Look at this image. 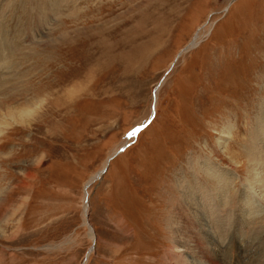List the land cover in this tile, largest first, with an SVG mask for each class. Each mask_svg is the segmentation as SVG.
I'll return each mask as SVG.
<instances>
[{
  "label": "rangeland",
  "instance_id": "1",
  "mask_svg": "<svg viewBox=\"0 0 264 264\" xmlns=\"http://www.w3.org/2000/svg\"><path fill=\"white\" fill-rule=\"evenodd\" d=\"M0 120V264H264V0H0Z\"/></svg>",
  "mask_w": 264,
  "mask_h": 264
},
{
  "label": "bare ground",
  "instance_id": "2",
  "mask_svg": "<svg viewBox=\"0 0 264 264\" xmlns=\"http://www.w3.org/2000/svg\"><path fill=\"white\" fill-rule=\"evenodd\" d=\"M60 10V9H59ZM64 35V34H63ZM66 37H68V35H64L62 38L63 39H66ZM197 42H193V43H191L190 44V46H193V45H195ZM195 47V46H194ZM46 91V90H45ZM41 102V101H40ZM43 103V102H42ZM26 104H28V103H26ZM32 105V106H31ZM31 105H28L27 107H26V109H24L22 112H21V119L22 120H27V119H29V117L31 116V113H34V111L37 109V106H35L34 104H31ZM2 107H3V105H2ZM5 110V109H4ZM34 110V111H33ZM9 111V110H8ZM33 111V112H32ZM31 112V113H30ZM7 113V112H6ZM14 113L15 112H13V111H11V115H14ZM16 115V114H15ZM32 115H34V114H32ZM13 118V117H12ZM15 118V117H14ZM31 119V118H30ZM20 120V119H19ZM1 121V120H0ZM14 121V120H13ZM10 122V121H9ZM1 123V122H0ZM12 124H13V122H11ZM14 123H15V121H14ZM18 123V122H17ZM8 124V123H7ZM249 152H251V153H249L248 154V157L247 158H249L250 156H251V158H250V160L252 159V158H254L255 156H254V154L252 153L253 151H249ZM116 155V154H115ZM114 155V156H115ZM114 156H112V157H114ZM112 157H110V159L108 160V162L112 159ZM107 162V163H108ZM248 162H249V160H248ZM202 163H204L206 166H205V168H201L200 166V170H198V172H200L201 174H205L206 176H208V177H210L211 179H213L214 181H215V184H207V185H204V184H200V182H198V180L195 178V180H194V185H192V187H193V191H190V194L193 196V198H192V200H191V202L188 204V201L185 199V197H184V195H183V193L186 191V188L184 189V191H179L180 193H182V195H181V197H180V200H179V202H173V200H170V204H171V206H170V214L172 213L173 214V212H172V210H174V212L175 211H177V217H179V218H186V217H189V222H190V214H192V216L191 217H193V215H199V221H200V223H201V227H203V228H205V230H204V232H203V237H206V236H208L209 238H211V239H214V238H216L215 237V235L211 232V228H213L214 227V229H215V233H216V230L217 231H221L222 229H223V224H224V218H225V215H226V212H225V209H223V207H221L222 206V199H221V193L222 194H225L224 193V191H225V186H226V183H224V181L223 180H225L224 179V177H223V172L221 173V171L220 170H216L214 167H212V166H210V163H208V162H205V161H203ZM195 164V163H194ZM198 164H200V163H198ZM212 165V164H211ZM251 167L253 168V162L251 163ZM204 166V165H203ZM254 166H255V164H254ZM192 168H193V166H191ZM195 168V167H194ZM204 169V170H203ZM195 170V169H194ZM253 170H255V169H252V171ZM254 172L250 175V181H251V184H247L248 186L247 187H245V189L243 190V192L241 193V197H242V195H246V194H249V195H251V194H253V192L255 191V189L254 188H252V187H254V185H255V181H254V179H255V177H254ZM259 174V173H258ZM99 176H100V174H98ZM256 175V174H255ZM252 176H253V179H252ZM264 176V175H263ZM97 177V176H96ZM209 179V178H208ZM91 181H92V179H91ZM263 181V180H262ZM261 183V182H260ZM250 185V186H249ZM189 186V185H188ZM86 189V188H85ZM183 190V189H182ZM237 191V190H236ZM257 191V190H256ZM233 192H235V190L233 191ZM264 193V192H263ZM237 193H235V194H233V195H230L229 197H228V199H229V201L231 200V203L232 204H236L235 203V201H237V198L238 197H236L235 195H236ZM172 195V194H171ZM207 195H210V198H208V196ZM227 197V196H226ZM187 198V197H186ZM207 198H208V200H209V204H210V207H209V209H208V213H207V210H206V200H207ZM224 198V197H223ZM172 199V198H171ZM175 199H177V197L175 198ZM87 200V199H86ZM86 200H84V207H83V214H82V220H83V225H88V221H87V216H88V202H86ZM232 200H233V202H232ZM241 201L240 202H242V199H240ZM227 203V202H226ZM225 203V204H226ZM219 204V205H218ZM228 204V203H227ZM230 204V203H229ZM173 206L175 207L174 209H172L173 208ZM236 206L237 207H235V208H238L239 206H240V209L239 210H241V204L239 205H237L236 204ZM229 209V208H228ZM227 210V209H226ZM238 211V210H237ZM239 213H240V211H238ZM238 213V214H239ZM230 214H232V212L230 211ZM175 215V214H174ZM233 215V214H232ZM235 215V214H234ZM236 216V215H235ZM196 217H198V216H196ZM195 217V218H196ZM230 217V216H229ZM234 217V216H233ZM171 218V217H170ZM232 219V218H231ZM187 220V219H186ZM196 219H194V221H195ZM207 220H209L210 222H211V225H212V227L210 228L209 227V223L207 222ZM172 221V220H171ZM185 221V220H184ZM194 221H192V224L191 225H194V224H196V222H194ZM263 221V220H262ZM170 222V221H169ZM185 222H187V221H185ZM185 222H183V223H185ZM198 222V221H197ZM178 223V222H177ZM169 224V223H168ZM171 224V223H170ZM199 224V223H198ZM172 225H175V224H172ZM188 225V224H187ZM226 225V224H225ZM250 225H252V223H250ZM257 225H260V226H264V221H263V223L262 222H260V220H259V222L258 221H256V222H254V224L250 227L252 230H255V231H257L258 233H260V231H261V233H264V228H258L257 227ZM90 226V225H89ZM189 226V225H188ZM194 226H196V225H194ZM187 228V227H186ZM198 228H200V227H198ZM201 229V228H200ZM172 230H174V229H172ZM198 231V230H197ZM184 232V231H183ZM185 233V232H184ZM221 233H222V231H221ZM220 233V234H221ZM188 234V233H187ZM216 234H219V233H216ZM256 234V233H255ZM90 235H91V237H92V233H90ZM193 237V236H192ZM191 237V238H192ZM198 239V238H197ZM196 239V240H197ZM177 240V239H176ZM195 240V239H194ZM201 240V239H200ZM198 241V240H197ZM178 241H176V243H177ZM211 242V241H210ZM209 242V244L210 245H212V246H210L211 247V249H208V248H204V250L203 249H201V247H199V249H200V251H202V252H207V254H206V256H208V259L209 260H211V261H213V264H224V263H222V261L220 262L219 260V252L217 251V249L215 250V248H213L214 247V245L215 246H218L217 245V241H216V239H214L213 240V242H211L210 243ZM185 245V244H184ZM249 245V244H248ZM189 246V245H188ZM192 246V245H191ZM190 246V247H191ZM249 246H251V245H249ZM234 247V246H233ZM194 248H192V250H193ZM252 249L254 250V248L252 247ZM186 251H188V248L186 249ZM199 251V252H200ZM181 252V251H180ZM179 252V253H180ZM190 252V251H189ZM237 254H239V250L237 249ZM185 254H186V252H185ZM199 254H201V253H199ZM233 254V253H232ZM191 255V254H190ZM193 255H194V253H193ZM240 255V254H239ZM182 256V255H181ZM199 256V255H198ZM235 256V255H234ZM168 258V257H167ZM203 258V257H202ZM205 258V257H204ZM261 258V257H260ZM262 259H263V257H262ZM200 260V259H199ZM188 261V260H187ZM205 263V262H204ZM180 264H182V263H180ZM199 264H202V263H200V261H199Z\"/></svg>",
  "mask_w": 264,
  "mask_h": 264
},
{
  "label": "water",
  "instance_id": "3",
  "mask_svg": "<svg viewBox=\"0 0 264 264\" xmlns=\"http://www.w3.org/2000/svg\"><path fill=\"white\" fill-rule=\"evenodd\" d=\"M188 47V46H187ZM187 47H184V48H187ZM184 48H182V49H184ZM182 49L177 53V54H179L181 51H182ZM153 94H154V91H153ZM136 129H138V128H136ZM136 131V130H135ZM134 131V132H135ZM105 168H103L102 170H104ZM85 198H86V195H85ZM87 227L88 228H90L91 229V227L89 226V224L87 225ZM91 248V247H90Z\"/></svg>",
  "mask_w": 264,
  "mask_h": 264
}]
</instances>
